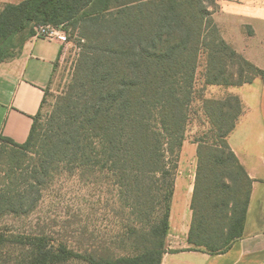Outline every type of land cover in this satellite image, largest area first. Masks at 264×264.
<instances>
[{
  "label": "trees",
  "instance_id": "16d2710c",
  "mask_svg": "<svg viewBox=\"0 0 264 264\" xmlns=\"http://www.w3.org/2000/svg\"><path fill=\"white\" fill-rule=\"evenodd\" d=\"M218 7V0L0 4V62L17 55L40 25L81 29L83 39L71 82L50 112L41 108L34 117L27 140L0 135L37 156L28 178L5 176L0 218L30 212L60 164L111 176L121 206L118 252L98 240L82 251L76 242L0 229V264H162L201 62L207 86L264 78V68L223 38L213 17ZM202 109L210 127L194 139L188 241L190 250L218 254L243 235L253 180L228 140L243 113L241 98L205 97ZM102 250L111 255H100Z\"/></svg>",
  "mask_w": 264,
  "mask_h": 264
},
{
  "label": "crops",
  "instance_id": "0c3cea01",
  "mask_svg": "<svg viewBox=\"0 0 264 264\" xmlns=\"http://www.w3.org/2000/svg\"><path fill=\"white\" fill-rule=\"evenodd\" d=\"M21 1L0 0V4ZM218 4L213 17L223 38L263 68L264 0H218ZM63 44L61 38L33 35L24 41L17 55L0 62V135L19 143L27 140ZM229 93L240 96L244 111L228 140L253 180L243 235L224 253L189 249L197 167L195 147L189 146L179 160L162 264H264V78L257 77L235 90L229 89Z\"/></svg>",
  "mask_w": 264,
  "mask_h": 264
},
{
  "label": "rangeland",
  "instance_id": "374dc122",
  "mask_svg": "<svg viewBox=\"0 0 264 264\" xmlns=\"http://www.w3.org/2000/svg\"><path fill=\"white\" fill-rule=\"evenodd\" d=\"M80 31L81 29L74 31V28L68 32L65 31L63 50L57 61L51 83L46 90L45 103L42 107L44 115L51 111L58 96L63 94L72 80L82 48L80 42L83 39L79 34ZM23 38L24 35H20L16 40L17 43ZM203 72L204 61L201 62L195 80L191 119L184 141L186 148H182L181 153L185 152L189 146L195 147L196 151L197 144L194 139L210 127V122L203 113L202 100L205 97L224 98L235 95L229 93V89L235 90L241 86H207ZM0 150V186L2 187L5 176L10 173L20 172L23 178H28L31 168L36 163V154L33 151L13 147L4 141H0ZM67 166L60 164L59 172L46 179L43 184L42 197L30 212L3 215L0 218V229L15 233L50 236L59 242H76L78 250L82 251L90 248L98 240L106 244L104 248L118 252L116 250H119V242L115 234L117 215L121 206L112 177L99 173L90 175L84 170H72ZM99 254L107 256L111 255V252L102 250Z\"/></svg>",
  "mask_w": 264,
  "mask_h": 264
},
{
  "label": "built area",
  "instance_id": "2783aa9c",
  "mask_svg": "<svg viewBox=\"0 0 264 264\" xmlns=\"http://www.w3.org/2000/svg\"><path fill=\"white\" fill-rule=\"evenodd\" d=\"M65 31L61 27H57L50 24H44L37 27L36 36L44 37V38H65Z\"/></svg>",
  "mask_w": 264,
  "mask_h": 264
}]
</instances>
